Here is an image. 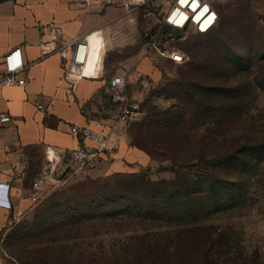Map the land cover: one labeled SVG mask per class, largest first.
I'll return each instance as SVG.
<instances>
[{
  "label": "trees",
  "instance_id": "trees-1",
  "mask_svg": "<svg viewBox=\"0 0 264 264\" xmlns=\"http://www.w3.org/2000/svg\"><path fill=\"white\" fill-rule=\"evenodd\" d=\"M231 6L243 26L248 5L233 0ZM217 12L214 31L192 34L208 35L213 48L185 44L186 53L181 52L192 62L181 66L190 65V71L164 86L165 95L176 102L162 110L146 99L137 111L142 117L132 122L129 132L130 146L158 162L157 172L169 171L173 176L153 181L147 169L83 183L74 192L72 188L69 196L64 195L65 187L52 189L36 206L31 222L18 224L27 245L44 242L52 248L71 239L89 238L92 232L101 235L115 230L129 234L126 244L120 253H102L97 260L115 264H262L258 255L251 260L243 252L236 255L232 230L215 223L220 213L242 202L246 185L264 162V121L259 125L261 136L252 127L248 131L235 128L242 124L240 117L234 118L242 106H226L223 97L233 95L207 83L220 60L224 66L243 71L251 59L243 64L232 55L245 42L242 31L226 34V13L221 8ZM107 162L105 154L98 169ZM50 248L46 249L52 257L46 249L4 251L16 264H64L56 251L59 248Z\"/></svg>",
  "mask_w": 264,
  "mask_h": 264
},
{
  "label": "crops",
  "instance_id": "crops-1",
  "mask_svg": "<svg viewBox=\"0 0 264 264\" xmlns=\"http://www.w3.org/2000/svg\"><path fill=\"white\" fill-rule=\"evenodd\" d=\"M133 16L134 13L127 16L119 6L100 8L97 4H87L86 0H0V63L7 51L21 47L29 77L25 88H0V113L10 117V122L0 127V240L15 219L39 204L26 198L39 175L44 148L77 147L78 141L70 133V127L85 126L108 137V162L101 169L78 171L71 182L99 176L100 172H125L127 164L134 161L147 163L144 153L128 145L125 129L117 122V110H107L106 94L114 93L112 102L117 109L125 104L136 105L128 103L125 88L133 90L136 81L156 82L160 72L143 55L126 62L125 69H120L122 75L106 77V70L100 66V57L127 46L129 35L136 38L138 34L140 38ZM50 22L63 29L67 40L87 37L88 63L94 49H99L96 65L87 63L81 74L67 75L57 55L44 56L39 45L47 40L45 26ZM114 76L126 80L121 91L114 92L109 87V79ZM142 96V92H133L131 100L140 101ZM37 100L41 101L43 111L36 108ZM51 190L45 187L43 196ZM0 264L16 263L0 249Z\"/></svg>",
  "mask_w": 264,
  "mask_h": 264
},
{
  "label": "rangeland",
  "instance_id": "rangeland-1",
  "mask_svg": "<svg viewBox=\"0 0 264 264\" xmlns=\"http://www.w3.org/2000/svg\"><path fill=\"white\" fill-rule=\"evenodd\" d=\"M244 1L246 2V5H248L247 7L249 11L246 16L247 21L243 26H240V16L236 13L234 6L228 7L233 0H212V3L216 9H223L228 17L224 20V31L226 34L238 30L242 31L243 36L241 40L245 42H243L244 44H241L240 47L235 48L232 55L238 57V61L243 64L246 61V58L250 57L249 64L245 67L246 70L238 71L233 69L230 65L224 66L220 60L218 66L211 69L207 83L225 88L233 95L230 99L225 96L223 97L221 102L226 106L231 103L235 106H242V111L240 110L241 112L239 111L240 113L238 112V114L234 116V118L240 117L242 124L240 125L239 123L238 125L237 123L235 128H239L240 130L243 129L245 131L253 128V130L259 131L260 134L261 129L259 128V125L264 121V0ZM162 4L164 8L167 6L165 2L155 0L149 2L146 7L141 8L138 12H134L133 18L134 21H136L139 33L145 25L143 12L151 9L153 6H159ZM212 42V38L208 35L189 34L185 40L178 42L177 46L180 50L185 52V44L205 49L211 48L213 45ZM143 53V47L138 34L136 38H134L133 35H129V44L121 48L119 52L113 51L103 54L100 57V66L106 70V77L111 75H122L120 69H125L126 62L133 61L135 58L139 59L142 57ZM98 57L99 49H94L88 66L96 65ZM187 62H192V59L187 58ZM153 66L160 72V79L158 81L152 82L151 80H148L143 83L142 81H136L133 90H131V87L125 88V95L127 96L128 103L136 104L135 106L139 111L140 105L148 98H150L151 104L159 109L165 110L171 107L176 100L165 95L164 86L168 81H175L180 78L181 75L190 71V65L188 64L187 66L182 67L160 59L155 60ZM136 91L143 93L140 101L131 100L132 93ZM113 95L114 93L111 91H108L106 94L109 99L107 102V110L109 112L117 110L119 115L120 109H117L112 102ZM145 111L146 109H142L143 113H145ZM141 117V113L139 112L138 118ZM131 128L132 123L124 128V133L127 137V143L129 146V132L131 131ZM146 157L144 158L147 163L144 164L139 160L134 161V163L127 164L128 168L125 172L119 173H139L142 170L148 169L149 177L153 181H157L161 178H171L173 176L169 171L157 172L159 168L158 162L149 158L147 159ZM100 173L99 176H93L92 178H78L72 180V182H68L66 185L62 186L67 190L64 192V195H72V188L74 192V190L78 188L77 186H81L83 183L89 181L98 182L108 176L117 174ZM246 188V196L242 202L240 201L232 210L220 213L219 216H217L215 223L219 225L220 228L229 227L232 230L237 243L235 248L236 255L243 252V256L248 259H252L254 255H258L260 262L264 264V162L260 165L258 174L250 184L246 185ZM52 192L53 191L51 190L48 194L50 195ZM35 209L36 207L31 212L25 213L15 219L9 230V232L13 231V233L8 237L9 232H7L8 235L6 234L1 238L0 249L4 254V250L18 253L25 247L30 250L50 248V246L46 245L44 242L38 244L32 242V244L27 245V238L23 236V230L21 231L20 227H18V224L22 223V221L30 220L31 222L32 214ZM102 232L101 235L92 232L88 235L89 238L81 239L79 241L72 242L71 239L70 241L62 242L58 246L52 245L53 247L50 249L55 251L54 247L59 248V250L56 251L58 252V255H62L60 262H63L64 264H115L113 262L105 263L100 259L97 260V258L100 257L99 255L102 253H105L106 255H111L113 251L120 253L121 248L126 244V237L129 234L123 232L120 233L115 230ZM46 250V253L51 256L49 253L50 251H48V249ZM54 253L56 254V252ZM119 264L128 263L121 261Z\"/></svg>",
  "mask_w": 264,
  "mask_h": 264
},
{
  "label": "built area",
  "instance_id": "built-area-1",
  "mask_svg": "<svg viewBox=\"0 0 264 264\" xmlns=\"http://www.w3.org/2000/svg\"><path fill=\"white\" fill-rule=\"evenodd\" d=\"M155 0H94L100 8L109 6L121 7L126 15L146 7ZM167 4L153 6L143 12L145 25L141 34L143 57L155 62L166 60L181 66L187 57L178 48V42L190 34H207L218 26L219 16L212 0H161ZM47 40L39 47L42 54L57 55L62 61L65 73L81 74L87 66L89 40L77 37L67 40L63 29L55 22L45 26ZM0 88H25L29 84L28 66L23 59L21 47L7 51L1 59ZM141 79L139 76L138 79ZM126 80L122 76L109 79V87L118 92L124 89ZM119 96V95H118ZM125 102V98L120 97ZM38 110L44 107L40 100L35 102ZM135 105L125 104L120 108L117 122L126 127L138 118ZM10 117L0 113V127L8 124ZM70 133L77 139L78 145L72 150L57 149L46 146L43 151V162L38 177L32 183L30 195L26 198L38 204L43 198L45 187L55 189L66 185L78 171L89 172L98 169L108 151V137L88 127H70ZM16 164V159L13 160ZM75 166V168H73Z\"/></svg>",
  "mask_w": 264,
  "mask_h": 264
},
{
  "label": "bare ground",
  "instance_id": "bare-ground-1",
  "mask_svg": "<svg viewBox=\"0 0 264 264\" xmlns=\"http://www.w3.org/2000/svg\"><path fill=\"white\" fill-rule=\"evenodd\" d=\"M89 51H90V44L88 46V58H89ZM87 63H88V59H87Z\"/></svg>",
  "mask_w": 264,
  "mask_h": 264
}]
</instances>
